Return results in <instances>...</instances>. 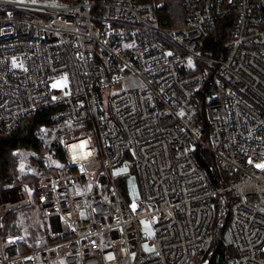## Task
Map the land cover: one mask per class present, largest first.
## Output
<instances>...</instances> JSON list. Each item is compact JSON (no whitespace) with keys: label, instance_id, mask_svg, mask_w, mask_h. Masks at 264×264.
<instances>
[{"label":"built area","instance_id":"obj_1","mask_svg":"<svg viewBox=\"0 0 264 264\" xmlns=\"http://www.w3.org/2000/svg\"><path fill=\"white\" fill-rule=\"evenodd\" d=\"M181 4L184 23L167 27L149 0H0V133L48 109L53 123L35 136L60 132L64 150L38 180L44 243L23 250V233L0 229V264H186L223 192L233 195L230 264H264V168L255 167L264 163V0ZM227 18L228 35L208 53L210 30ZM206 83L205 132L196 96ZM195 146L228 173L223 185ZM13 153L24 169L36 152ZM123 162L142 187L133 203L119 182L131 171H114ZM30 202L24 186L0 191V220ZM142 220L152 254L141 251Z\"/></svg>","mask_w":264,"mask_h":264},{"label":"trees","instance_id":"obj_2","mask_svg":"<svg viewBox=\"0 0 264 264\" xmlns=\"http://www.w3.org/2000/svg\"><path fill=\"white\" fill-rule=\"evenodd\" d=\"M66 1V0H60ZM156 6L160 23L167 27H178L184 23L185 13L181 0H149ZM231 25L230 18L225 19L211 30L213 36H208L206 48L208 53L215 54L222 44V40L228 35ZM210 30V31H211ZM210 33V32H209ZM209 83H206L197 92V106L199 113L196 121L202 122L205 132L208 129L206 119V105L209 102ZM50 110L45 109L29 115L10 132L0 133V191H5L16 186H24L28 189L31 202L18 210L8 212L0 220V229L4 234L23 233L21 247L23 250L35 248L42 237L47 236V225L41 221V214L37 207L38 201V180L39 176L32 173H21L18 168L19 158L13 153L16 147H25L36 152L38 157H33L32 161L39 167L46 169L44 164V154L51 152L60 162L64 161V150L59 139L60 132L54 143L49 147L45 146L35 136V131L43 124H51L53 121L49 117ZM194 152L200 164L207 170L209 176L216 185H223L228 180V173L216 166L212 153L207 149L195 146ZM233 195L229 192L218 194L215 199V219L209 233V237L202 249L196 250L186 263L193 264H230L232 259V248L227 243L225 233L228 230L227 220L229 206ZM21 220H17V214Z\"/></svg>","mask_w":264,"mask_h":264},{"label":"rangeland","instance_id":"obj_3","mask_svg":"<svg viewBox=\"0 0 264 264\" xmlns=\"http://www.w3.org/2000/svg\"><path fill=\"white\" fill-rule=\"evenodd\" d=\"M40 2H48V3H64L66 1H60V0H37ZM228 28L230 29V27L228 26ZM214 30H211L209 33V36H213L214 34ZM68 83L67 80V76L64 75L61 78H58L55 80V84L59 85V86H63L66 85ZM57 138L56 132L55 130H53V134L52 135H48L45 139H43L41 142L49 147L50 145H52L55 141V139ZM40 141V140H39ZM47 154V155H46ZM33 157H38L37 154L35 153L34 155H32L25 163V168H20L19 171L21 173H32L34 175L40 176V174L43 171V168L39 167L36 163H34L32 161ZM45 159L44 164L46 167L50 166V165H62V163L57 160L51 152H46L43 156ZM19 162H20V158H19ZM19 165V163H18ZM19 168V167H18ZM114 171L115 173H123V172H127V171H131L130 175H127L125 177H123L122 179H119L120 183H124L126 182L127 187H128V192H129V197L131 202H135L136 200L140 199L142 197V187L138 178V174L135 170L131 169V167L129 166L128 162H123L122 164L114 167ZM30 192V191H29ZM16 219L19 221L21 220V216L18 213L16 216ZM41 221L43 223H45L44 219H42L41 217ZM140 230L142 235L144 236V239L142 240V245H141V251L143 252H147L149 254H152L153 252V247L150 245V241L154 236V232H153V228L152 226H150L147 222H145L144 220L140 221ZM45 241V237H42L39 242H38V246L42 245ZM188 264H193L192 262L188 263Z\"/></svg>","mask_w":264,"mask_h":264},{"label":"water","instance_id":"obj_4","mask_svg":"<svg viewBox=\"0 0 264 264\" xmlns=\"http://www.w3.org/2000/svg\"><path fill=\"white\" fill-rule=\"evenodd\" d=\"M225 238H226V241L227 243L231 246L232 248V255H234L236 252H235V248L233 247V240H232V237H231V234H230V231L227 230L226 233H225ZM193 253H195V251H193ZM189 261V260H188Z\"/></svg>","mask_w":264,"mask_h":264},{"label":"snow or ice","instance_id":"obj_5","mask_svg":"<svg viewBox=\"0 0 264 264\" xmlns=\"http://www.w3.org/2000/svg\"><path fill=\"white\" fill-rule=\"evenodd\" d=\"M251 162V161H250ZM255 167L257 168H264V163L256 164Z\"/></svg>","mask_w":264,"mask_h":264},{"label":"bare ground","instance_id":"obj_6","mask_svg":"<svg viewBox=\"0 0 264 264\" xmlns=\"http://www.w3.org/2000/svg\"><path fill=\"white\" fill-rule=\"evenodd\" d=\"M57 160H58V159H57ZM204 246H205V245H204ZM204 246H203V247H204ZM190 258H191V257H190Z\"/></svg>","mask_w":264,"mask_h":264}]
</instances>
